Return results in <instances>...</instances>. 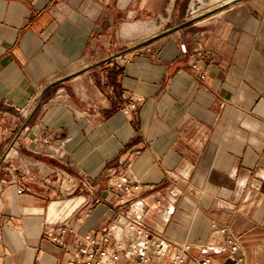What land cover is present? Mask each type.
Masks as SVG:
<instances>
[{
  "label": "crops",
  "instance_id": "obj_1",
  "mask_svg": "<svg viewBox=\"0 0 264 264\" xmlns=\"http://www.w3.org/2000/svg\"><path fill=\"white\" fill-rule=\"evenodd\" d=\"M177 1L0 0V264H65L70 248L48 227L110 223L122 172L170 239L208 244L226 225L243 264H264V0L154 39L125 63L89 62L121 19L168 4L172 15ZM48 142L64 156H48Z\"/></svg>",
  "mask_w": 264,
  "mask_h": 264
},
{
  "label": "built area",
  "instance_id": "obj_2",
  "mask_svg": "<svg viewBox=\"0 0 264 264\" xmlns=\"http://www.w3.org/2000/svg\"><path fill=\"white\" fill-rule=\"evenodd\" d=\"M196 53L192 64L195 68L202 55L201 50ZM119 57L122 63L130 60L126 54ZM33 103L16 108L19 119L28 118ZM136 108L137 101L132 100L123 110L127 112ZM45 152L54 158L64 156L60 146L49 142ZM112 184L118 203L113 208L115 217L110 223L83 234L67 220L48 227L47 234L52 242L70 248V258L65 264H225L226 261L243 264L238 238L226 236L228 226L214 224L212 240L208 244L170 239L162 227L156 228L147 223V202L141 197L142 183L122 172L115 175ZM23 191L18 189L19 193Z\"/></svg>",
  "mask_w": 264,
  "mask_h": 264
},
{
  "label": "rangeland",
  "instance_id": "obj_3",
  "mask_svg": "<svg viewBox=\"0 0 264 264\" xmlns=\"http://www.w3.org/2000/svg\"><path fill=\"white\" fill-rule=\"evenodd\" d=\"M190 2H191V0H178L176 3H174V7L172 9V15L169 18V20L165 23V25H164L165 27L162 28L160 30V32L165 31V30H167V28H171V27L175 26L176 24H179L182 21L186 20L190 16V12L187 10L188 9L187 6L189 5ZM228 10H230V8L225 10L223 13L227 12ZM223 13L221 15H223ZM157 15L158 14H155V15H152L151 17H148V18H140V17L137 18L134 16V17H131L128 19L127 18L121 19L118 22V24H115V26H114L115 28L110 33H108V36L104 39L105 44L98 51V53H96V54L91 53L89 55V62H96L97 60H100L102 58H110L111 55L118 54L119 52H122L123 50H125L128 47L137 45V44H139V42H141L147 38H150V36L149 37L136 36V35L126 36V35H124L123 25L126 22H136L139 19H141V21L149 22L153 18H155V16H157ZM195 24H199V23L193 22L191 24H188L187 26H184L183 29L184 30H190L191 28L195 27ZM178 31H175V32H178ZM160 32H158V33H160ZM175 32H172V34ZM139 48H142V46H139ZM139 48H135V49L129 48V49L125 50V52L118 54L117 57H119L121 55H125V53H128L132 50H136ZM106 65H107V63L104 62V64H102V67L103 66L105 67Z\"/></svg>",
  "mask_w": 264,
  "mask_h": 264
},
{
  "label": "bare ground",
  "instance_id": "obj_4",
  "mask_svg": "<svg viewBox=\"0 0 264 264\" xmlns=\"http://www.w3.org/2000/svg\"><path fill=\"white\" fill-rule=\"evenodd\" d=\"M232 1L234 0H191L189 5L187 6L188 7L187 10L190 12V16L187 19H192L202 14H208L209 11H212V9L221 7L223 6V4H226ZM237 3H239V1ZM237 3L223 7V9L221 10H218L216 12L209 13L208 15L197 18L194 23H202V22L209 21V19L221 15L225 10L233 7L234 5H237ZM165 7L166 8L164 10H162L157 16H155V18H153L149 22L141 21V19H139L136 22H126L123 25L124 35L152 37L153 35L160 32V30L165 27L164 26L165 23L169 20L171 16L170 4H168Z\"/></svg>",
  "mask_w": 264,
  "mask_h": 264
},
{
  "label": "water",
  "instance_id": "obj_5",
  "mask_svg": "<svg viewBox=\"0 0 264 264\" xmlns=\"http://www.w3.org/2000/svg\"><path fill=\"white\" fill-rule=\"evenodd\" d=\"M238 1H241V0H234V1H232V2H228V3H226V4H223V6H221V7H218V8L212 9V11H209V13H213V12H216V11H218V10H221V9H223V7L229 6V5H231V4H235V3H237ZM209 13H208V14H209ZM208 14H202V15L197 16V17L192 18V19H186V20L182 21V22L179 23V24H176L175 26H173V27H171V28H167V30H165V31H162V32H160V33H158V34L153 35V36L150 37V38H147V39H145V40L139 42V44H137V45H134V46H131V47L126 48L125 50H127V49H129V48H134V49H135V48H139V46H143V45L149 44V43L153 42L154 39H157V38L162 37V36H165V35H167V34H169V33H172V32H175V31H178V30H180L182 27L187 26L188 24H191V23L195 22V20H196L197 18H200V17L205 16V15H208ZM125 50H123L122 52H119L118 54H121V53L125 52ZM118 54H113V55H111V57H110V58H107L105 61H109V60H111V58L117 57ZM64 79H66V78H63V79H61V80H56L55 82L50 83L49 85H47V87H46V88L41 92V94H40V98H39V100H38V101H39V103H38V107H39V106L41 105V103L43 102V98H44L45 93L47 92V90L50 89L51 87H54L55 84L61 82V81L64 80Z\"/></svg>",
  "mask_w": 264,
  "mask_h": 264
}]
</instances>
